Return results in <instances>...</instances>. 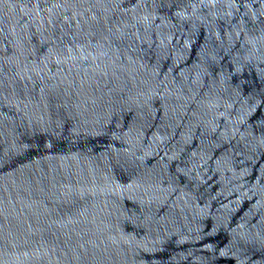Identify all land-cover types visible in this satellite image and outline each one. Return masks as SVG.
<instances>
[{
    "label": "water",
    "instance_id": "obj_1",
    "mask_svg": "<svg viewBox=\"0 0 264 264\" xmlns=\"http://www.w3.org/2000/svg\"><path fill=\"white\" fill-rule=\"evenodd\" d=\"M0 264H264V0H0Z\"/></svg>",
    "mask_w": 264,
    "mask_h": 264
}]
</instances>
